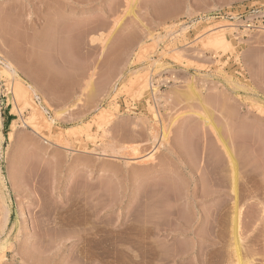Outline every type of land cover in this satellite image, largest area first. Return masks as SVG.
I'll list each match as a JSON object with an SVG mask.
<instances>
[{
  "label": "rangeland",
  "instance_id": "1",
  "mask_svg": "<svg viewBox=\"0 0 264 264\" xmlns=\"http://www.w3.org/2000/svg\"><path fill=\"white\" fill-rule=\"evenodd\" d=\"M244 6L264 12L0 0V264H264V37L225 15ZM222 25L228 42L207 46Z\"/></svg>",
  "mask_w": 264,
  "mask_h": 264
},
{
  "label": "bare ground",
  "instance_id": "2",
  "mask_svg": "<svg viewBox=\"0 0 264 264\" xmlns=\"http://www.w3.org/2000/svg\"><path fill=\"white\" fill-rule=\"evenodd\" d=\"M230 25V24H229ZM226 27L227 26H219V27H215V29L214 30H212V31H210L211 33L207 36V38H206V40H205V42H206V44H207V46H209V47H219V46H221V45H224L225 43H227L228 42V38H227V36H226V33H225V30H226ZM211 29V28H210ZM184 30H187V29H184ZM183 30V31H184ZM237 31V30H236ZM206 33V32H205ZM170 35V34H169ZM263 35V34H262ZM200 37V36H199ZM198 37V38H199ZM201 39V38H200ZM205 44V45H206ZM177 51H178V49H176ZM187 50V49H186ZM170 52H172V51H170ZM175 51H174V49H173V53H174ZM174 55L175 56H177V53H174ZM181 55V54H180ZM174 58V57H173ZM0 62H1V59H0ZM153 64V63H152ZM4 68L3 69H5V72H6V74L7 75H9L12 79H13V81L15 80L16 82H17V84H18V93H16V94H18L19 95V97H22V98H24L25 97V92H24V88H23V84L21 83V81H23V79H22V77L20 76V74H19V72H18V69H17V67H16V65L15 64H13L12 63V61L10 60H3V65H2ZM136 76V75H135ZM134 77V76H133ZM148 78V77H147ZM18 81H17V80ZM137 80L136 81H134L133 80V82L132 83H134V84H132V86L133 85H139V86H141V85H143L142 83L144 82V81H142L141 79V77H137L136 78ZM132 81V80H131ZM148 82V81H147ZM144 85L145 86H141L142 88H144V91H145V93H147L148 95H149V91H148V89H147V84H145L144 83ZM149 87V86H148ZM29 88L32 90V92H33V95L35 96V97H37V93H36V90L31 86V85H29ZM150 90H151V93H153L152 95H153V97L156 95V93L150 88ZM156 91V90H155ZM15 94V95H16ZM38 100H40L39 99V97H38ZM149 103V102H148ZM154 104V103H153ZM37 113V112H36ZM157 118V117H156ZM151 120V119H150ZM162 120V119H161ZM51 121H52V119H51ZM0 122H1V115H0ZM53 122V121H52ZM165 123V122H164ZM26 124V123H25ZM34 125V124H33ZM0 127H1V124H0ZM158 127V126H157ZM151 131V130H150ZM150 134H153V133H150ZM0 135H1V133H0ZM169 136H170V130L167 128H165L163 125H162V128H161V136H160V140L159 139H156V137L154 138V146H156L155 145V142H157V141H155V139L156 140H159V144H160V146H162L163 145V142H165L166 140H168V139H170L169 138ZM48 138H49V136H48ZM44 139H46V138H44ZM47 140V139H46ZM50 140V139H49ZM47 142H48V140H47ZM65 143V142H64ZM63 143V144H64ZM158 143V142H157ZM111 145L110 146H112L113 144L112 143H110ZM158 145V144H157ZM108 146V145H107ZM110 146H108L109 148H111ZM159 146V147H160ZM66 147V146H65ZM158 147V148H159ZM68 148V147H67ZM66 148V149H67ZM73 148V147H72ZM134 148V147H133ZM133 148H131V150L133 149ZM158 148H157V150H158ZM107 148H105L104 149V151H103V153H105L107 150H106ZM113 150V149H112ZM125 150V149H124ZM128 150V149H127ZM134 150V152H133V154H135L136 156H138V154L140 153L139 152V150L137 149V152H136V148H134L133 149ZM156 150V149H155ZM93 151V150H92ZM154 151V150H153ZM159 151V150H158ZM226 151H227V149H226ZM91 152V151H90ZM108 152V151H107ZM106 152V153H107ZM121 152H124V151H121ZM138 153V154H136V153ZM229 152V151H228ZM112 153H115V152H112ZM154 154L152 155V153H151V155H150V157H144V158H147L148 159V161H149V158H150V160L151 159H153V156H155V151L153 152ZM71 154H72V152H71ZM126 154H128V153H126ZM134 155V156H135ZM191 155V154H190ZM129 156V155H128ZM196 156V155H195ZM131 157V156H130ZM143 158V159H144ZM192 158V157H191ZM195 159V158H194ZM229 159H230V167H231V170H232V183H233V190H232V192H233V194L235 195V197H238L237 196V188H236V183H237V181H238V167H237V162H236V160L234 159V157H233V155L229 152ZM130 160H133V159H130ZM139 160V159H138ZM141 160V159H140ZM146 160V159H145ZM144 160V161H145ZM135 161H137V160H135ZM147 161V160H146ZM131 162V161H130ZM147 167V166H146ZM239 229H240V227H239V215H238V212L237 211H235V215H234V219H233V245H235V252H236V255L237 256H239V251H240V246H241V237H240V234H239ZM0 247H1V245H0ZM3 247V246H2ZM1 247V248H2ZM3 249V248H2ZM238 259V258H237ZM239 261V260H238ZM241 261V260H240Z\"/></svg>",
  "mask_w": 264,
  "mask_h": 264
},
{
  "label": "built area",
  "instance_id": "3",
  "mask_svg": "<svg viewBox=\"0 0 264 264\" xmlns=\"http://www.w3.org/2000/svg\"><path fill=\"white\" fill-rule=\"evenodd\" d=\"M243 8V9H241ZM236 8V10L228 12L225 14L232 22L229 27L237 29V31L240 32H247V33H263L264 37V12L262 11V8L257 6H244ZM216 16L215 15H210ZM218 16V14H217ZM237 22V23H236ZM10 91V90H9ZM11 94V92H10ZM10 100L7 98L6 107L4 106L5 112L9 106H17V103L15 100H13L12 104L9 103ZM18 107V106H17ZM24 118V116H23Z\"/></svg>",
  "mask_w": 264,
  "mask_h": 264
}]
</instances>
